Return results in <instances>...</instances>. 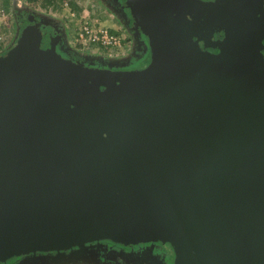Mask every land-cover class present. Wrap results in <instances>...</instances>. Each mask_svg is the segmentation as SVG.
I'll return each mask as SVG.
<instances>
[{
    "label": "water",
    "instance_id": "1",
    "mask_svg": "<svg viewBox=\"0 0 264 264\" xmlns=\"http://www.w3.org/2000/svg\"><path fill=\"white\" fill-rule=\"evenodd\" d=\"M129 1L144 68L68 64L31 36L0 60V263L110 240L169 243L174 264H264L257 0Z\"/></svg>",
    "mask_w": 264,
    "mask_h": 264
},
{
    "label": "rangeland",
    "instance_id": "2",
    "mask_svg": "<svg viewBox=\"0 0 264 264\" xmlns=\"http://www.w3.org/2000/svg\"><path fill=\"white\" fill-rule=\"evenodd\" d=\"M125 2L130 10V1ZM259 4L258 0L251 15L264 51V8ZM30 23L52 28L55 52L86 66L109 68L129 64L127 70H138L148 66L152 59L151 52L145 53L146 46L136 29L124 19L112 0H0V60L30 38ZM141 53L143 56L139 58ZM173 258H168V264H174ZM114 260L98 251L85 250L74 258L31 259L25 264H117Z\"/></svg>",
    "mask_w": 264,
    "mask_h": 264
},
{
    "label": "flooded vegetation",
    "instance_id": "3",
    "mask_svg": "<svg viewBox=\"0 0 264 264\" xmlns=\"http://www.w3.org/2000/svg\"><path fill=\"white\" fill-rule=\"evenodd\" d=\"M115 3L116 9L124 17V19L129 20L130 24L138 32L139 35H142V40L147 41L143 33V27L140 26L139 22L134 18V15L130 10L126 8V0H112ZM258 1V0H257ZM260 4L264 8V0H259ZM125 5V8L122 7ZM138 27V28H137ZM47 30L53 35V42L55 43V32L49 26H39L34 23H30V36L33 38L36 35L41 34L44 37L43 31ZM146 30V29H145ZM144 46V45H143ZM264 52V51H263ZM143 54H140L141 58ZM89 251H98L103 255L112 256L117 264H168V258H173V249L169 243H164L161 241H142L133 244H120L115 243L110 240L101 241L95 244H92L88 247ZM27 255L23 254L18 258L11 259L6 263L0 264H19L21 260H24ZM174 259V258H173ZM172 259V262H173Z\"/></svg>",
    "mask_w": 264,
    "mask_h": 264
},
{
    "label": "trees",
    "instance_id": "4",
    "mask_svg": "<svg viewBox=\"0 0 264 264\" xmlns=\"http://www.w3.org/2000/svg\"><path fill=\"white\" fill-rule=\"evenodd\" d=\"M130 2H128V4H129ZM132 11V10H131ZM133 13V12H132ZM135 14V13H134ZM136 15V14H135ZM135 19H137L136 17H134ZM140 24V23H139ZM43 33H44V37H42L41 36V34H39V35H36V33H35V37H34V35H33V37L34 38H36L37 40L39 39L40 40V38L43 40V39H47L48 41H52L53 42V40H54V38H53V35H52V33L51 32H48L47 30H45V31H43ZM143 35L145 36V38L147 39V34L146 33H143ZM147 41H148V39H147ZM146 41V42H147ZM63 59H65V57L63 58ZM66 60V59H65ZM66 62L68 63V64H72V62H70V60H66ZM119 69H129L128 67H123V68H118V69H109V68H103L102 70H119ZM21 255H19V256H17V257H14V258H18V257H20ZM14 258H11V259H14ZM11 259H9V260H11ZM8 260V261H9ZM7 262V261H6ZM6 262H3V263H6Z\"/></svg>",
    "mask_w": 264,
    "mask_h": 264
},
{
    "label": "built area",
    "instance_id": "5",
    "mask_svg": "<svg viewBox=\"0 0 264 264\" xmlns=\"http://www.w3.org/2000/svg\"><path fill=\"white\" fill-rule=\"evenodd\" d=\"M103 38L104 39H108V36L107 35H104ZM94 39L96 40L97 38L95 37Z\"/></svg>",
    "mask_w": 264,
    "mask_h": 264
}]
</instances>
